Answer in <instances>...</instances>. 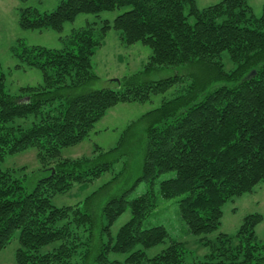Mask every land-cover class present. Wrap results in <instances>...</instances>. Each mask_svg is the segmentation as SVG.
<instances>
[{"label": "trees", "instance_id": "16d2710c", "mask_svg": "<svg viewBox=\"0 0 264 264\" xmlns=\"http://www.w3.org/2000/svg\"><path fill=\"white\" fill-rule=\"evenodd\" d=\"M120 9L125 11L112 23H87L59 38L61 49L22 46L15 52L17 68H35L42 76L41 84L21 88L20 95L6 91L0 66V166L9 156L35 149L46 172L30 189L17 170L0 168V252L16 238V264H264L255 235L258 214L245 216L234 235L209 239L227 201L264 185V4L256 18L247 0H222L203 9L195 0H65L49 13L20 7L18 25L61 33L79 15ZM110 29L123 45L139 43L151 53L142 71L124 78L123 88L90 90L98 79L91 61ZM224 54L231 69L225 68ZM164 69L175 72L149 80ZM179 86L134 122L145 126L136 183L148 189L131 200L109 199L101 208L99 242L93 244L91 197L82 206L55 207L51 200L109 172L135 125L113 149L95 147L96 156L61 160V149L86 140L116 105L143 104ZM168 173L173 175L154 191L156 179ZM159 199H177L186 232L210 251L202 260L186 261L183 244L175 240L148 256L168 239L163 226L142 227ZM127 209L130 219L112 237V225Z\"/></svg>", "mask_w": 264, "mask_h": 264}, {"label": "rangeland", "instance_id": "374dc122", "mask_svg": "<svg viewBox=\"0 0 264 264\" xmlns=\"http://www.w3.org/2000/svg\"><path fill=\"white\" fill-rule=\"evenodd\" d=\"M65 0H28L20 4L18 0H0V66L5 75V89L13 96L20 95V89L26 87H36L41 84V72L35 68H17L20 61L16 58L15 52H20L21 47H44L48 49H61L63 44L59 40L67 38L72 31L79 30L87 23L100 24L102 21H112L125 9L105 12L97 15H79L73 22L66 23L61 33L51 30L31 31L24 30L18 25V9L33 8L40 13L53 11L61 2ZM222 0H195L196 7L203 9L216 4ZM253 15L258 18L261 15L264 0H247ZM190 21H192L190 19ZM150 49L139 43L125 46L119 39L117 31L110 29L106 34L102 46L96 51L92 58V67L98 79L90 85V90L121 89L124 78L130 77L144 69L150 56ZM223 63L226 70L233 66L224 54ZM178 74L184 70L176 69ZM175 70L164 69L153 72L149 80L157 81L173 76ZM175 87L164 96H154L143 104L129 103L118 104L108 110L104 117L95 124L88 138L78 145L61 149L60 159L75 160L89 158L94 155L95 147H99L101 152H107L117 146L120 137L126 129L134 124L144 114L160 106L163 98L169 99L175 94ZM135 125V124H134ZM144 124L135 125L124 135L121 154L122 157L116 162L113 168L101 175L98 179L86 183L76 184L63 195H55L52 204L55 207L82 206L85 199L91 197L87 204L89 213L95 220V231L93 244L99 242V231L102 222L101 208L111 198L125 196L131 200L142 193L148 187L144 183H136L140 176V165L142 158L144 140ZM35 149H28L22 153L7 157L0 168L2 170H17L18 176L28 188H32L46 172L43 171L36 156ZM98 154V153H97ZM95 154L94 156H96ZM55 162L51 161L46 168H51ZM168 173L160 176L154 182L153 189L158 191L160 181L171 177ZM177 199L158 200L156 209L144 220L142 227L151 228L163 226L168 233V239L164 243L152 248L147 252L149 257L156 255L165 249L171 240L181 242L184 246L185 259L188 262L202 260L210 253L207 247L199 243V238L186 232L184 224L179 219L177 211ZM249 214H258L262 217L261 223L255 229V235L262 246L261 255H264V185L256 186L252 193L227 201L222 207V218L219 229L209 235V239H214L218 234L234 235L241 224L243 218ZM131 217V212L127 209L112 225L110 232L115 237L119 228ZM106 240L105 236L103 237ZM18 242L14 238L11 243L0 252V264H16L15 252ZM96 249H93L95 252ZM112 258L123 259L121 255H111Z\"/></svg>", "mask_w": 264, "mask_h": 264}]
</instances>
